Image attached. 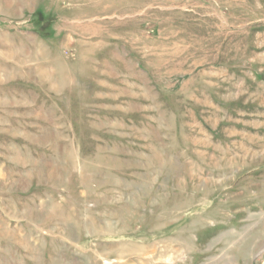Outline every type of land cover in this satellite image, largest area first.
<instances>
[{
  "label": "rangeland",
  "instance_id": "374dc122",
  "mask_svg": "<svg viewBox=\"0 0 264 264\" xmlns=\"http://www.w3.org/2000/svg\"><path fill=\"white\" fill-rule=\"evenodd\" d=\"M18 9L65 88L48 134L0 108V264H264V0Z\"/></svg>",
  "mask_w": 264,
  "mask_h": 264
},
{
  "label": "crops",
  "instance_id": "0c3cea01",
  "mask_svg": "<svg viewBox=\"0 0 264 264\" xmlns=\"http://www.w3.org/2000/svg\"><path fill=\"white\" fill-rule=\"evenodd\" d=\"M32 3L33 0H0V15L17 16L20 13L19 7L27 6ZM24 32L31 36V32ZM16 34L17 32L11 29L0 27V40H2L0 41V108L6 110L9 118H14L12 121L16 122L15 117L20 116L17 112L18 109L22 108V105H25L31 112L30 114V112L26 110L27 116L25 117L32 120V125H35L34 127L36 128L34 129L35 131L32 129L29 132L32 134L33 131L41 134H48L49 130L42 129L44 125L41 121H45L48 125L51 122L53 123V120H49L47 113H49V111H53L54 113L58 110V107L59 110H61L59 101L62 95H64L62 92L65 88L64 83L61 82L63 80L61 75H64V72L63 69L58 68V65L51 63V59L47 55H44L45 58L40 62L41 65H33L32 62L30 64L28 61H26V65H16L15 62H12L11 60L14 59L18 51L26 55H31L33 52L32 40L28 41V43L26 41L24 50L18 49L16 40L14 39ZM4 35L14 40H6L4 39ZM80 54L82 62H64L62 65H65L67 69L73 70L74 66L72 65H85L86 69L89 68V65H93L90 63L88 57L83 55L82 50ZM24 68H26V70ZM18 76L25 86V91L10 93L12 86L21 84L16 82ZM65 77L66 76L63 78ZM25 79L29 80L25 82ZM51 101L55 102V104H50L49 102ZM36 119H40L41 121H37ZM9 123L11 124V120ZM26 123L30 125L29 122ZM36 140L43 142L42 139Z\"/></svg>",
  "mask_w": 264,
  "mask_h": 264
}]
</instances>
